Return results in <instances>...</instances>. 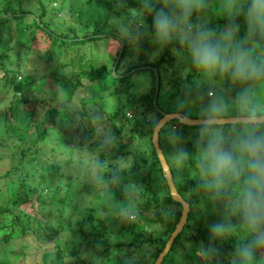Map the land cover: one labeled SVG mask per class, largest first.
I'll use <instances>...</instances> for the list:
<instances>
[{
	"label": "clouds",
	"instance_id": "obj_1",
	"mask_svg": "<svg viewBox=\"0 0 264 264\" xmlns=\"http://www.w3.org/2000/svg\"><path fill=\"white\" fill-rule=\"evenodd\" d=\"M137 2L138 7L126 11V0L113 4L116 48L124 42L135 54L148 39L155 48L153 58L168 48L195 73L191 82L182 84L172 111L163 114L167 118L147 114L149 134L141 138L163 158L169 175L175 170L178 188L184 184L183 172L189 171L195 185L183 193L185 212L195 195L217 217L208 226V241L195 245L194 253L201 264H224L222 246L231 241L228 264H264V0ZM210 8L226 21L218 30L205 17ZM193 126L194 139H188L194 152H189L183 128ZM162 137L171 147L167 154L160 146ZM115 140L109 130L105 143ZM103 167L96 162L95 168ZM120 171L110 172L108 182L120 183ZM123 195L118 200L111 193L106 202L120 221L138 220V190ZM158 211L163 221L173 222L180 209L161 204ZM186 247L193 250L190 243Z\"/></svg>",
	"mask_w": 264,
	"mask_h": 264
},
{
	"label": "trees",
	"instance_id": "obj_2",
	"mask_svg": "<svg viewBox=\"0 0 264 264\" xmlns=\"http://www.w3.org/2000/svg\"><path fill=\"white\" fill-rule=\"evenodd\" d=\"M65 1L68 2V0H61L62 7L61 9L59 8V13L55 16L52 11L53 9L51 8L49 11L46 8L45 2L43 0H0V70L2 71L0 73V77L3 80L1 84L7 85L13 82L11 84L10 91L15 97V100H13L14 103L10 104L11 106L8 113L10 119L7 120V124L4 125V129L8 136L14 137L16 139L15 153L11 154L10 152L7 156L0 157V160L7 159V161H10L9 168L4 169L1 175L5 180V184L14 178H16L17 181V187L12 188V190L7 192L8 196H5L4 200L0 202V243L1 245L6 246L7 243H9V241L12 239L25 236V238H27L32 244L31 246H33L34 250L37 247H40L39 249L43 248V252L45 254L43 255V260L46 259L45 261L48 262H44V264H64L63 258L65 255L72 257L75 264H84L83 258H81L79 255L80 253L73 248H67L63 243L64 241L51 244L52 247L50 248L52 249V254L50 253L51 251L49 248L44 250L45 246H49L50 238L55 235L57 227L48 225L46 220H44L41 216H38L33 211V205L48 204L51 201H44L42 199L43 189H47V191L49 189H53L55 191L62 190L65 195H62L55 201L58 202V206L55 207L57 210V216L61 219V210L63 206L65 204L71 205L72 200L74 199L72 197L73 195H66L69 193V183L64 185L58 184L54 186H50L49 184L56 178H64L60 171L58 162L44 164L41 161V157L43 155L35 157L34 151H31L35 149V147L32 149L33 142L43 139L47 129H51L55 133L54 135L58 137L59 143H61L62 147H65H63L64 151H69V154L72 151L78 153L79 149L82 150L83 148L84 150H90L92 152L95 149H100V147L106 148L108 146L106 145L107 143L101 140L100 134L96 133V130L98 129L97 123H99L102 118L91 110V105L94 104V95L87 94L86 96H82L80 98L82 103V105L80 104V110L69 111L66 108L65 101L70 99L77 88L85 85L82 83L83 78L86 79L88 83L98 82L100 91H107L108 95L116 96L117 104L113 110L106 112L103 115L104 119L106 118L107 123L110 125L103 129V133L107 135L109 130H111L112 134L116 136V139H119L116 147H113L111 151H115L121 155L128 153L131 158L130 164L118 166V159L115 154L110 157L106 164H104L106 155L103 153V151L96 154L95 163L97 161H101L106 168H109L107 179L110 172H113L117 168L121 169L119 172L120 183L107 182L108 185L106 189L112 190V193H115L116 198L119 200L124 199L123 192L126 190L125 186L129 185L131 186V189L132 187H136L139 192L137 204L140 208V215L144 212H149L151 206L158 205L160 200L166 204H175L177 209H180V205L177 202H174L171 199H165L169 196V194L158 160L150 142L141 139L142 137L149 134L145 119L147 114L155 112L160 115L158 110V108H160L158 103V74L157 91L155 95H153V74L151 68H149L150 81L145 90L139 91L134 82L127 80L137 70L143 69L139 66H144L147 64L152 66V68H155L157 73V64L167 56V51H169V49L165 50L164 55L158 61L155 60L152 63H140L139 65L127 66L129 59L134 53L124 42H121L122 48L118 49L115 45L111 55L118 54L114 72L116 73L118 69L120 70V68H122L120 70V74L122 76L119 77H114L111 75L110 63H101L99 66H93L90 64L88 66L85 61L79 59L75 63H71L72 68L74 69L73 73L68 77H63L62 80L58 76L59 73L53 69L55 63H53L52 66L47 64L44 67V74H49V77L55 80L57 83L56 86L59 89V96L57 97L58 105H49L44 109L41 119L38 120V123L34 124V131L32 132L29 131L32 123L31 120L15 112V110H18V103L22 101L25 102L27 100L26 96L29 91H40V84H36L28 72H23L21 73L22 76H19L17 79L15 78L18 69H12L10 66L12 61L11 55L9 54V48L11 49V47L8 45L9 43L12 44L11 51L15 48L19 49V47L24 45H27L30 48V43L27 44L21 40L22 37L27 36L28 39H31L32 41L34 40L33 43L35 44L47 45V50L43 53V57L45 60L49 61L48 57L51 58L53 56H57L58 54L59 57L57 59L61 58L65 60V58H68L67 53L76 52L78 51L77 49H81L79 46L84 45L86 41L88 42L87 38L99 39L101 36H111L113 39L117 38V35L108 30L102 29V27L99 25L102 8H104L106 12L110 10L115 12L113 9V1L115 0H103L102 2L101 0H93L92 2H94V5H91L92 2L89 3L91 6L88 7V9H91L93 13L95 12L93 17L94 20L92 21L91 19V27L89 29L76 28L70 24L67 16H70L71 14H64L62 11L64 9L63 3ZM28 2H33V6L27 7L22 5ZM85 2L88 3L89 0H84V3L82 2L83 4L80 7H83ZM109 2L111 4H109ZM127 3H129L127 4V7L129 8L138 7L137 0H128ZM213 4H215V1H213ZM66 9L64 10L66 11ZM127 9H124V11ZM81 12L82 9L80 8L73 11L80 24L83 22V20H80ZM26 13H30L32 16H29ZM205 16H207L209 26L216 28L217 30L222 28L226 23L225 19L216 15L211 8L205 13ZM147 23L151 25L150 17L148 18ZM56 28H59L61 31H63L65 35H59L60 38H58L56 36L58 34L53 30ZM11 31L12 34H14L13 36L16 37L13 41L9 39ZM4 34L7 37H4ZM97 34H100L101 36H98ZM67 35H70V37ZM240 35H244L243 24H241ZM67 44H69V47ZM151 46L152 44L150 41L145 39L139 49V52L135 53L134 55H138L140 60L143 59V57L154 47ZM176 46L178 47V45ZM79 56L82 55L79 54ZM72 58L73 57H69L66 60H73ZM111 59L113 60L114 57L112 56ZM17 60H19V58ZM16 62L18 63V61ZM177 64H179L180 68V77H177L180 80V86L175 89L176 93H173V95L179 94L182 84L191 82L195 76L194 71L189 70L190 65L184 66L182 63H176L174 65ZM14 65L16 67L18 66L17 64ZM171 66L167 72L170 77H172L174 74V69H172ZM131 69L133 70L129 72L128 77H125L127 74H124ZM164 70H167V68ZM2 95L4 96V92L0 93V98ZM16 97H18V100ZM153 98L154 104L152 102ZM62 112H64V115H62ZM130 114L133 117H131ZM97 116L100 118L94 119ZM172 123H175V121ZM72 126H74L73 130L76 131L75 133H72L71 131ZM194 133V127L183 128L185 147L189 152H194L193 144L191 140L188 139V137H192L194 139ZM136 140L137 142H134ZM161 140H164L163 137ZM70 141L72 142V145L68 146ZM129 142H134V149H130V147H128ZM102 144L104 145L101 146ZM164 145L166 148L171 150V147L165 140ZM140 146L141 148L139 149ZM139 150L140 153L143 154V157H141V162L137 158V153ZM167 152L169 153V151ZM12 159H15V162L13 161L11 164ZM78 160L80 161V158H78ZM123 160L125 161V158H123ZM80 169L81 167L76 168V172L74 174V177L77 180L80 178ZM31 171H37V174L34 175ZM154 171L158 172V183L161 182L162 186L165 188V190L163 189L164 192L162 195L157 193L147 195L145 190L140 188V185L143 184L146 185V189H149L152 186L155 181L152 175ZM174 175L175 170H173L171 175L172 182L179 195L184 199L183 193L187 192L189 188L194 187L195 182L190 179V173L187 169H185L183 172L184 184L178 188L176 186ZM68 180L71 181L72 179ZM150 180L152 181L151 183ZM3 188V186L0 187L1 190H3ZM0 195H2V193H0ZM9 196L10 202L8 200ZM25 203H27L28 207L30 208L29 211L23 210L22 205ZM89 209L93 210L97 208L91 207ZM206 211L207 209L199 201V197L194 195L192 197L191 209L189 212H187L186 221L180 232L175 236L169 250L167 251V253L173 251V253L180 255L182 260H173L176 261L177 264H189L190 262L193 263V260H195L187 258L191 251L187 249L186 242L193 245L192 251H194L195 245H197L200 241H204L205 243L208 241L209 227L204 228L200 226L202 219L205 218L204 215H200L205 213L209 223H212L214 219H217V217L212 215L210 210L207 212ZM179 213L180 211H177L175 221L166 222L161 219L159 211L157 210L154 214L155 216L150 218L148 224L145 223V228L151 224H157V229L159 230L160 235H152L147 230L144 232L142 229H140V224H142L140 218L135 221L121 223V226H118V229H120L119 232H122L123 230L124 232H127L131 235V237L127 239L126 242H123L122 245L127 248L132 246V250L137 251V249L144 245L147 246L158 243L157 246H154L152 252L149 253V256L151 257L149 264H152L157 253L161 250L169 233L173 229V226L178 219ZM196 213L199 215L197 218H195L194 215ZM192 225H195L196 228L188 233V229ZM58 228L61 229L59 223ZM105 232V228L99 224L92 225L91 231L88 229L80 230L81 236L85 239L91 236V243L89 242L88 244L93 245V251L97 257H99V259H101L102 256L108 257L111 251V244L103 238ZM97 237L100 238L98 239ZM99 244H103L102 249H96L94 247L95 245ZM114 244L116 249L120 248L119 243ZM177 247L180 248V251H178ZM222 247L224 253V264H228L227 254L232 251L233 243L231 241L225 242ZM20 250L23 257V261H21L24 262L26 261L25 258L30 252L22 246H18L14 251L16 252ZM1 253L6 254L8 257L7 252L1 251ZM8 253L11 255L15 254L13 251ZM40 254L42 255V253ZM50 256L52 258L49 260L48 257ZM164 256L162 257L160 264H162ZM116 257L118 260L114 262L115 264H140L139 261L134 260L132 257V252L129 250ZM141 258L142 256H140V259ZM6 261L8 260L6 259ZM173 261H171L170 264L174 263ZM8 264H10L9 261ZM196 264H201L200 259L196 260Z\"/></svg>",
	"mask_w": 264,
	"mask_h": 264
},
{
	"label": "rangeland",
	"instance_id": "obj_3",
	"mask_svg": "<svg viewBox=\"0 0 264 264\" xmlns=\"http://www.w3.org/2000/svg\"><path fill=\"white\" fill-rule=\"evenodd\" d=\"M29 1V0H28ZM45 2L46 8L50 11L52 8L54 15H58L59 8L62 7L61 0H43ZM93 0H89L88 3L84 0H68L63 3V8L66 9V11L63 9L62 11L64 14L69 13L70 16H67L69 19L70 24H72L76 28H90L91 27V19L94 20L93 17L95 15V12L88 7L91 5H94ZM103 0H101L102 2ZM128 0H126V9ZM215 1V0H213ZM83 2V3H82ZM92 2L90 5L89 3ZM115 3V1H113ZM109 4H111L109 2ZM23 6L32 7L33 2H28L26 4H22ZM82 9L80 20H83V22L80 24L77 20V16L73 13L76 9ZM114 9V8H113ZM114 14V11H105L104 8H102L101 11V19L99 21V25L102 27V29L108 30L115 35H117L115 27L111 24L110 17ZM116 14V13H115ZM118 15V14H117ZM207 19V16H205ZM79 19V18H78ZM58 35H56L58 38H60L59 35H65L63 31H61L59 28L53 29ZM5 35V34H4ZM3 35V36H4ZM12 31L9 35V39L11 41L15 40V36H13ZM98 36H101L100 34H97ZM70 37V35H67ZM4 37H7L6 35ZM21 40L25 43H30V48L27 45H24L22 47H19V49L15 48L12 49V44H8L11 49L9 48V54L11 55V61L12 64L10 65L12 69H18V72L16 74V79L19 76H22L21 73L28 72V74L33 78L34 82L36 84H40V91L39 92H32L29 91L26 98L27 100L25 102H19L18 103V110H15L18 114L21 116L30 119L31 120V126L29 131H34V124L38 123L42 117V114L44 112V109L47 108L49 105H58L57 97L59 96V89L56 86L57 83L55 80L49 77V74H44L45 69L44 67L49 64L52 66L53 63L55 65L53 66V69L59 73L60 79L63 80V77L70 76L74 69L72 68V62H76L79 59H82L86 62V64L89 66L90 64L93 66H99L101 63L109 64L110 68L116 58V55L111 53L113 52V48L115 46L114 39L111 36H101L99 39H88V42L84 45H80L81 49H77L76 52H68L67 56L73 57V60H66L68 58L64 59H57L59 57V54L57 56L48 57V60H45L43 57V53L47 50V45L41 44H35L31 39H28L27 36L22 37ZM69 47V44H67ZM88 46V47H86ZM153 46V45H152ZM151 46V47H152ZM90 51H89V49ZM119 49V48H118ZM166 48L165 50H167ZM164 51H162L159 56L153 58L152 54L155 51V48L153 47L148 54H146L143 59H139L138 55L135 56L132 54L131 58L129 59V65H139L140 63H152L155 60L158 61L162 58L164 55ZM48 52V51H47ZM168 52V53H167ZM167 56L158 62V78H159V86H158V103L160 108H158L159 113L160 112H171L173 109V106L175 104L177 95H173V93H176L175 89L180 86V80L177 77H180V68L179 64L174 65L176 63H179L177 61V58L171 53V51H167ZM81 54L82 56H79ZM42 55V57H41ZM77 55V56H76ZM112 56L114 59L112 60ZM19 58V60H17ZM18 61V63L16 62ZM112 63V64H111ZM167 63V64H166ZM14 64H17L16 67ZM181 64V63H180ZM184 66H189L187 64L182 63ZM172 65V66H171ZM174 65V66H173ZM172 67L174 69V74L172 77L169 76L168 69ZM142 67V70H137L135 73H133L130 78L127 80H130L131 82H134L137 89L140 91H143L147 88V85L150 81V70L152 69V66L150 65H144L139 66ZM120 68V67H119ZM167 68V70H164ZM122 68H120L121 70ZM186 69V68H185ZM120 70L116 72L117 75H120ZM133 69H131L132 71ZM152 71V70H151ZM189 71V70H188ZM2 71L0 70V73ZM153 74V72H152ZM129 73L125 76L128 77ZM2 78L0 77V93L4 92V96L0 98V157L7 156L10 152L11 154L15 153V143L16 139L14 137L8 136L4 129V125L7 124V120L10 119L8 113L10 110V104L14 103L13 100H15V97L13 96L12 92L10 91L11 83L4 85L2 83ZM82 83L85 84L82 87H79L76 89L74 94L70 97L68 101H65L66 108L69 111L73 110H80V104L81 100L80 98L82 96H86L87 94L94 95V104L91 105V110L95 114L101 116L102 120H100L99 123H97L98 129L96 130L97 134H100L101 140L105 142L106 134L103 133V129L110 126L107 123V119L103 117L104 113L109 112L113 110L115 105L117 104L116 96L115 95H108L107 91H100L98 82H92L88 83L86 79H82ZM157 91V82L156 85H154V76H153V95L156 94ZM168 94V95H167ZM18 100V97H16ZM91 100V99H90ZM154 98L152 99L153 102ZM86 102V101H85ZM68 105V106H67ZM88 105V104H86ZM90 106V105H89ZM87 109V108H86ZM130 112V111H129ZM131 113V112H130ZM62 115H64V112H62ZM75 115V114H73ZM193 118H196L193 116ZM195 128V126H193ZM74 126L71 127L72 133H75L76 131L73 130ZM103 133V134H102ZM55 133L51 129H47L45 137L41 140H38L36 142H33L32 149L35 147V149L31 150L34 151L35 157H38L40 155H43L41 157V161L44 164H48L50 162H58L60 171L62 173L63 177L56 178L55 180L51 181L50 186L58 185V184H66L69 183L70 187L67 189L68 194L66 195H73L72 204L67 205L65 204L62 208V214L61 219L57 216V210L55 209L56 206H58V202H55L56 199L61 197L62 195H65V193L60 191H55L53 189H43L42 190V199L44 201L51 200L48 204H34L33 205V211L38 215L41 216L44 220L47 221L48 225L52 227H57V231L55 235H53L50 238L49 246H45V249H50V253L52 254V249L50 247L51 244L64 241V245L67 248H73L77 252H79L80 257L83 258L84 264H115L114 262L118 260L116 256H120L124 254L127 250L132 252V257L134 260L139 261L140 264H149L150 262V256L149 253L152 252L154 246H157L158 243L152 244V245H144L141 248L137 249V251L132 250V246H129L128 248L123 246L122 243L126 242L127 239L131 237V235L127 232H119L120 229H118V226H121V223H124L120 221L113 211L112 205L110 203H107L106 200L109 196V194L112 193V190L106 189L108 185V179L107 175L109 172V168H106L105 165L103 168L97 169L95 168V156L97 153L102 152L106 155V159L104 161V164L107 163V161L110 159V157L115 154V156L118 159V166H124L126 164H130V155L128 153H125L124 155H121L115 151H111L112 148L116 147L117 143L119 142V139H116L114 143H107L108 145L105 147H100V149H95L94 151H87L84 150V148L81 150L79 149L78 153L75 151H72L69 154V151H64L61 143H59L58 137L54 135ZM102 134V135H101ZM134 142H137L134 141ZM134 142H129L128 147L130 149H134ZM144 142V141H142ZM146 143V141H145ZM72 145V142L70 141V144L68 146ZM102 144L101 146H103ZM143 146V145H142ZM65 148V147H64ZM141 146L139 147V149ZM161 149L164 150V152L167 154V151H171L169 148H166L164 145V140H161ZM136 154V153H135ZM16 155V154H15ZM90 157V158H89ZM141 157H143V154L139 152L137 153V158L141 162ZM80 158V161L78 160ZM120 158H125V161ZM15 162V159L11 160V164ZM9 160L3 159L0 160V187H4L3 190L0 189V202H2L5 198V196H8L7 192L12 190V188L17 187V181L16 178L11 180L8 183H4L5 180L2 178V172L4 169L9 168ZM87 165V166H86ZM86 166V167H84ZM81 167L79 171L80 178L77 180L74 177V174L76 172V168ZM34 175L37 174V171H31ZM85 175H84V174ZM153 179L155 180L152 186L149 189H146V185H140L141 189H144L147 195H152L154 193L157 194H163L165 188L162 186V183H158V172L154 171L152 173ZM97 177L100 179L98 180ZM68 179H72L69 181ZM81 182V183H79ZM152 181L150 180V183ZM160 185V186H159ZM127 191L137 190L136 187L131 186H125ZM139 188V187H138ZM164 189V190H163ZM66 190V191H67ZM9 202H10V196H9ZM161 204L164 205H172V204H166L162 200H160L159 204L156 206H151V209L149 212H144L140 215V221L142 224H140V229H142L144 232L146 230L150 232L152 235H160L159 230L157 229V224H151L147 228H145V223L148 224L151 217L155 216V212L160 208ZM106 206V208H105ZM23 210L29 211L30 208L28 207L27 203L22 205ZM96 207L97 209L90 210L89 208ZM104 207V208H103ZM195 218H197L199 215L196 213L194 214ZM204 215L205 218L202 219V223L200 226L206 228L209 226V223L207 221V217L205 213L201 214L200 216ZM89 216V218H88ZM148 220V221H147ZM216 219H214L215 221ZM213 221V222H214ZM58 223L61 226V229L58 228ZM99 224L102 225L106 232L103 235V238L108 241L111 244L110 247V253L108 257L102 256L101 259L97 257L95 252L93 251V245L88 244L91 243V236L88 238H84L81 236L80 230H90L91 226ZM196 228L195 225H192L188 229V233L191 232ZM118 229V230H117ZM119 233V234H117ZM98 239L100 237H97ZM37 243V242H36ZM114 243H119L120 248L116 249L114 247ZM1 245V243H0ZM30 241L25 238V236L17 237L15 239H12L7 243L6 246L1 245L0 246V264H8V261L10 264H44L48 263L47 261L43 260V248L39 249L40 247H37L35 250ZM43 245V244H41ZM3 246V247H2ZM22 246L25 247L26 250H28L30 253L25 258L26 261L22 262L23 257L21 255V250L16 251L14 250L18 247ZM96 249H102L103 244L95 245ZM178 251H180V248L177 247ZM15 253L13 255L9 254L8 252ZM1 251H5L8 254V257L6 254L1 253ZM33 251V252H32ZM42 253V255L40 254ZM140 256L142 258L140 259ZM49 260L52 258L51 256L48 257ZM187 258L195 259L193 260V263L190 262L189 264H196V260L199 259L194 253V251H191ZM6 259L8 261H6ZM162 264H170L173 260H182L180 255L173 253V251H170L166 253V255L163 258ZM22 260V261H21ZM142 260V261H141ZM64 264H75L72 257H68L67 255L63 258ZM172 264H177L176 261H173ZM183 264V263H182Z\"/></svg>",
	"mask_w": 264,
	"mask_h": 264
},
{
	"label": "water",
	"instance_id": "obj_4",
	"mask_svg": "<svg viewBox=\"0 0 264 264\" xmlns=\"http://www.w3.org/2000/svg\"><path fill=\"white\" fill-rule=\"evenodd\" d=\"M26 14L29 15V16H32V14H30V13H26ZM116 60H117V56H116V58H115V60H114V62L112 64L110 70H111V75L112 76L119 77V76H122V75L121 74L120 75H117L114 72ZM151 70L153 72L154 83L156 85V82H157V73H156L155 68H152ZM130 71L131 70L127 71L124 75L128 74ZM153 104H154V100H153ZM165 113H169V112H160V115L162 116V118H167L166 116L163 115ZM193 119H195V118H193ZM154 153H155V151H154ZM156 158L158 160L160 169L162 171V176H163V178L165 180V184L167 186L168 194L171 196V200L172 201L177 202L180 205V213H179V216H178L177 221L175 222V224L173 226V229L169 233L166 241L164 242L161 250L157 253L156 257L154 258V260L152 262V264H160V262L162 260V257L167 253V251L169 250V248H170V246H171V244H172L175 236L180 232V230L182 228V225L179 226L181 224V221L183 219H185V216L187 215V213L184 210V199L179 195V193L177 192V190H176V188H175V186H174V184L172 182L171 175H169L168 166L164 163L162 157L160 158V157H158L156 155ZM184 223H183V225H184Z\"/></svg>",
	"mask_w": 264,
	"mask_h": 264
}]
</instances>
